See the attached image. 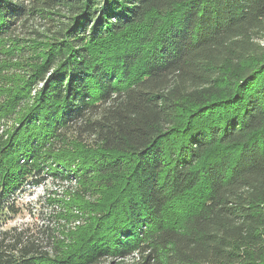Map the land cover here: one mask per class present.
<instances>
[{"label":"trees","instance_id":"trees-1","mask_svg":"<svg viewBox=\"0 0 264 264\" xmlns=\"http://www.w3.org/2000/svg\"><path fill=\"white\" fill-rule=\"evenodd\" d=\"M0 126V264H264V0H0Z\"/></svg>","mask_w":264,"mask_h":264},{"label":"rangeland","instance_id":"rangeland-1","mask_svg":"<svg viewBox=\"0 0 264 264\" xmlns=\"http://www.w3.org/2000/svg\"><path fill=\"white\" fill-rule=\"evenodd\" d=\"M46 184L54 189V186H52L50 180H48L46 183H42L36 187L26 185L23 189H20L17 192L18 203L21 206L19 207L20 210L16 217L14 216L6 222L5 226H17L21 223H29L30 225L35 226L42 223L40 213L46 211L48 208L46 205L47 203L44 200Z\"/></svg>","mask_w":264,"mask_h":264}]
</instances>
